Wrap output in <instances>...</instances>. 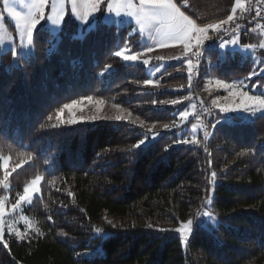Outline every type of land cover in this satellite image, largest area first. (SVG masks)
Listing matches in <instances>:
<instances>
[{
	"label": "trees",
	"instance_id": "obj_1",
	"mask_svg": "<svg viewBox=\"0 0 264 264\" xmlns=\"http://www.w3.org/2000/svg\"><path fill=\"white\" fill-rule=\"evenodd\" d=\"M77 27L68 20L56 39L39 28L32 54L0 55V154L25 163L8 178L12 201L40 178L39 196L27 209L35 231L24 240L6 237L0 264H264V114L250 123L234 115L232 123L213 126L215 114L193 97L200 76H250V58L208 50L195 76L161 80L162 73L159 89L151 90L145 67L114 55L123 47L146 50L131 25L99 23L82 38ZM259 39L245 34L239 41ZM199 48L189 52L192 63ZM254 86L244 87L255 94ZM89 96L144 126L56 119L64 104ZM194 105L183 123L179 115ZM202 110L207 139L199 131ZM150 135L157 138L136 147ZM2 179L0 161V196ZM211 193L218 219L212 231L195 223ZM188 221L195 226L183 246L175 229Z\"/></svg>",
	"mask_w": 264,
	"mask_h": 264
},
{
	"label": "rangeland",
	"instance_id": "obj_2",
	"mask_svg": "<svg viewBox=\"0 0 264 264\" xmlns=\"http://www.w3.org/2000/svg\"><path fill=\"white\" fill-rule=\"evenodd\" d=\"M190 2L192 5H194L193 0H178L179 5L182 6L184 2ZM30 0H8L9 6H12L16 8L18 11L25 12L26 7L25 5L28 4ZM63 2L65 4V18L64 21L61 22L59 26L53 25L50 20H42L40 24L37 26V28L34 30L35 32L39 28L47 29L50 31L51 34H53L56 37H59V34L63 30L64 24L68 20H75L77 22V33L76 37L77 38H82L85 32L90 30L91 28H94L97 24L99 23H105L108 25H115L119 28L124 26V20L126 18H129L131 20H134L131 17H127L125 15H120L116 16L115 14H109L107 12V8L103 5H101V10L94 13L92 17L89 18L87 23H83L82 21L76 19L75 16L72 15L71 13V4L70 0H57V3ZM46 12V17L51 14V8L50 5L48 8L45 10ZM0 17H2V23L4 25V40L7 42L0 43V55L3 54L4 52L7 51H12L15 49V54H20V55H30L34 51V44L32 41V44L29 45L27 42V39L25 38L23 42H21L19 33L16 28V23L7 15V12L4 11V6H3V0H0ZM200 26L205 24L203 20H201V17H196ZM138 26L134 27V31L138 32L137 29ZM33 34V37H34ZM147 34V33H146ZM214 36V35H213ZM213 36H211L209 39H211ZM242 36L226 40L221 45H224L223 47L220 45L218 48L220 50V54H224L225 50H230L231 53H239V55L243 58L246 59L247 57L250 58L251 61V72H255V75L250 74L251 79H248V77H243L239 79H234L232 81H226L223 79H219L214 76H207L205 78L201 79V76L198 78V84L200 85V90L198 89L195 90L196 95L195 98H200L202 99L205 104L207 105L208 109L215 114V121L213 122V126L220 125L222 123H232L234 120L233 118L236 115L241 122H252L255 117L264 114V109H261L259 111H256L255 114L252 112H247L244 110H236L232 112H224L221 111L222 108L229 107L233 104H238L241 101V97L236 95H232V92H239V91H246L245 87L241 85V82H244V85H255L254 86V91L250 95H258V92L261 94H264V79L261 81H254L258 76H263L264 75V42L259 39L255 43L250 44V45H242L240 44L239 39ZM152 38V37H151ZM209 39H206L204 41H207ZM141 41L146 45H152L153 43L151 42H146L141 39ZM235 41V43H233ZM23 43V46L21 44ZM53 48L56 45V41H53L52 44ZM192 45L195 44V40L193 39ZM147 46V45H146ZM200 46V45H199ZM125 47L121 48L124 49ZM51 49V47H50ZM119 49V50H121ZM128 51L125 54H132V55H137V60L136 61H124L127 64L131 65H140L146 68V73L148 75V80L151 83H146L150 87L151 90H158L159 88V79L157 76L159 74L163 73L162 79H167L170 76H176V75H187L190 76L189 71V62L191 61L192 64V59L189 57V50H185L184 46L178 42H174V46L162 48V47H157L156 49L152 50L151 52L142 49L140 52H133L127 47ZM157 57H160V59H157ZM147 60L148 63L144 64L143 61ZM193 66V64H192ZM220 82L222 84H228V85H236V88L233 89H226L223 87H219L217 85V82ZM260 85V87H258ZM263 85V86H262ZM198 88V87H197ZM204 97V98H203ZM262 98H264L262 96ZM205 99V100H204ZM73 101H81L76 108L69 111H64L61 113V117L64 121H68L72 119L73 117L76 118L78 122H91V121H96L100 119H108V117H112L111 120H116V116H123L126 117L123 120H131L133 117L130 113L123 111L122 109L111 105L107 102H103V104H98V101L92 100L91 102H87L86 98L84 99H76ZM73 101L69 102L72 103ZM215 102V103H214ZM63 107V106H62ZM197 107L194 105L191 110L188 113V115L184 118H181L182 113L179 115L180 119H185L183 123H186V120L188 119V116L193 113V111ZM186 112V111H184ZM183 112V113H184ZM130 114V115H129ZM92 117H98L97 119H92ZM122 120V119H121ZM70 124V123H69ZM194 124L192 127H189L190 130H192ZM196 127V126H195ZM193 133V132H192ZM197 134V132H196ZM210 135V130L208 132V137ZM196 136V135H195ZM157 138V135H150L149 137H145L142 140L145 141L144 144L140 146H146L150 141L155 140ZM0 161H1V169L3 172V179L1 182V186L3 188L4 193L0 196V202L3 203L4 209H3V215L0 216V230H2V236H0V243H5L6 237H14L17 240H24L27 236H29L32 232L35 231L36 225L33 219L28 216L27 214V209L28 207L31 206L33 199L35 197L39 196V184H40V178H39V183L35 185V188L37 190L33 191L31 193V196L29 199L25 201H21L18 207L14 206L17 204L18 198L24 194V189L22 194H20L14 201L11 199V194H10V189L11 187L9 186L8 178L10 175L22 167H24L25 163L23 161L20 162H13L10 161L9 157L3 156L0 154ZM5 161H7V164H5ZM37 178H34L32 181H30L24 188H32L33 187V182L36 181ZM211 197L206 201L205 206L203 207L197 221L195 223H199L202 225L204 228L208 230H214L217 227L218 224V219L217 217L210 211V203H211ZM207 211L213 216L215 219L214 221L209 220L207 217L203 216V213ZM187 223V222H184ZM181 223V224H184ZM180 224V225H181ZM180 225L178 227H180ZM195 224L192 223V232L194 229ZM177 227V228H178ZM17 232H19L21 235L18 236ZM181 237V244L183 246L186 245V242L182 238V236L177 233ZM93 255V252L87 253L86 256H91Z\"/></svg>",
	"mask_w": 264,
	"mask_h": 264
},
{
	"label": "snow or ice",
	"instance_id": "obj_3",
	"mask_svg": "<svg viewBox=\"0 0 264 264\" xmlns=\"http://www.w3.org/2000/svg\"><path fill=\"white\" fill-rule=\"evenodd\" d=\"M71 4V13L76 19L87 23L90 17L94 13L101 10V5L107 8L109 14H115L116 16L125 15L134 19L135 24L138 26L139 33L144 35L147 33L150 37L153 38V44L148 46L147 51L151 52L156 45H159L162 48L174 46V42H178L184 46L185 50H191L193 45L192 41L195 40L196 46L201 45L204 40L207 39V36L204 35L208 28L198 27L196 22L191 19L184 11L181 10V7L178 5L175 0H83V11H81V4L78 3V0H70ZM50 5L51 14L46 17V8ZM4 11L7 12V15L11 17L16 23V28L19 33L21 42L24 39H27L29 45L32 44L34 30L40 24L42 20H50L53 25L59 26L65 18V4L63 2L57 3V0H30L28 4L25 5L26 11L21 12L16 8L9 6L8 0H3ZM245 5L241 0H235V7L232 9V12L235 13L237 9H244ZM233 15H229L226 20H221L219 24H213L209 27L213 29H219L221 25L228 24L234 20ZM2 17H0V43L7 42L4 40V25L2 23ZM154 34V37H153ZM235 43V41H233ZM23 46V43L21 44ZM222 47L224 45H221ZM15 49H13V56H15ZM128 51L127 47L121 50H116L114 55L120 57L124 61H136L137 55L125 54ZM194 55H200L197 51ZM160 59V57H157ZM144 64H147L148 61L144 60ZM192 69L191 61L189 62V71ZM264 70V69H262ZM256 73L253 72L252 75ZM251 79V76L248 77ZM146 83H151L146 81ZM219 87L226 89L236 88V85L222 84L219 81L217 82ZM242 86L244 82H241ZM232 95L240 96L242 99L240 103L233 104L229 107L222 108L221 111L232 112L236 110H244L247 112H252L255 114L256 111L264 109V98L262 96L250 95L247 91L232 92ZM87 102L92 101V97L86 98ZM81 101H73L72 103H66L62 108H59L56 112V119L61 123H78L75 117L68 121H64L61 117V113L64 111L73 110L76 108ZM98 104H103V101H98ZM175 103V101H173ZM215 103V102H214ZM130 115V114H129ZM188 115L187 112L182 113L181 118H184ZM98 117H92V119H97ZM112 117H108L111 119ZM123 116H116V120L125 119ZM49 120L52 119V116L48 117ZM132 124H139L141 127L144 126V122L139 119V117L132 118L130 121ZM165 128L168 127L167 124L164 125ZM196 127L193 126L192 132L195 133ZM204 138H208V133L205 131ZM184 143L189 141L185 140ZM196 141L193 140L192 143ZM145 141L141 140L139 144L136 145L137 148L140 145L144 144ZM7 164V161H5ZM213 179H215L216 174H212ZM39 183V178L33 182L32 188H24V194L21 195L17 204L14 206L18 207L21 201L29 199L31 193L35 190V185ZM4 205L0 202V216L3 215ZM199 215V214H198ZM204 217H207L209 220L214 221V217L207 211L203 213ZM109 223H111L109 221ZM151 227V225L149 226ZM162 230V229H161ZM39 231V229H36ZM98 234H103V230L97 228L95 230ZM175 231L179 233L184 241L186 242L192 233V221L181 224L180 227L176 228ZM17 235L21 234L17 232ZM61 236H64L65 233L61 232ZM0 236H2V230H0Z\"/></svg>",
	"mask_w": 264,
	"mask_h": 264
},
{
	"label": "built area",
	"instance_id": "obj_4",
	"mask_svg": "<svg viewBox=\"0 0 264 264\" xmlns=\"http://www.w3.org/2000/svg\"><path fill=\"white\" fill-rule=\"evenodd\" d=\"M245 5L244 9H241L239 16L226 24L212 39L201 44L198 52L200 55L193 54L194 70L193 76L199 72V66L203 54L212 49L218 48V46L227 39L240 36L246 33H256L264 36V0H243ZM205 111H201V119L199 128L205 133L207 131L205 118Z\"/></svg>",
	"mask_w": 264,
	"mask_h": 264
},
{
	"label": "crops",
	"instance_id": "obj_5",
	"mask_svg": "<svg viewBox=\"0 0 264 264\" xmlns=\"http://www.w3.org/2000/svg\"><path fill=\"white\" fill-rule=\"evenodd\" d=\"M177 1L178 0H175V2ZM241 2L243 3V0H241ZM78 3L81 4L80 10L83 11L84 10L83 0H78ZM177 3L179 5V2ZM193 3L194 5H192L190 2L187 1V2H184L182 6L180 5L179 6L182 8L184 7L186 13L187 12L190 13V16L189 14L188 16L196 22L198 27L208 28V31L204 34L207 36V39H209L211 36L216 34L219 31V29H221V27H223L225 24L221 25L219 29H213L209 27L210 25L219 24L221 20H226L229 15H233L236 18L241 13V9H237L235 13L232 12V9L235 7V0H193ZM196 17H201V20L205 21L204 22L205 24L200 26ZM124 25H131L133 29L134 27H136L135 21L129 18H126L124 20ZM137 31L138 32L136 33L139 35L140 41L142 39L146 42L153 43V38H151L148 34L145 33L144 35H141L139 33V29H137ZM153 37H154V34H153ZM146 45H147V48L148 46H150L149 44H146ZM157 47H159V45H156L153 48V50L156 49ZM190 51L191 50H189V52Z\"/></svg>",
	"mask_w": 264,
	"mask_h": 264
}]
</instances>
